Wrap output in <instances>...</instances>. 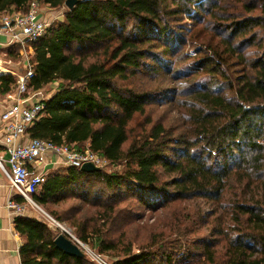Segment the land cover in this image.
<instances>
[{"label": "trees", "instance_id": "trees-1", "mask_svg": "<svg viewBox=\"0 0 264 264\" xmlns=\"http://www.w3.org/2000/svg\"><path fill=\"white\" fill-rule=\"evenodd\" d=\"M31 1L0 0V17L28 11ZM36 1L66 7V0ZM185 17L199 21L204 42L182 54L187 70H174L164 59L173 56L175 41L183 43ZM91 45L102 47L81 56ZM31 47L32 88L57 82V90L44 100L30 135L78 150L87 145L110 164H124L112 172L75 166L48 172L34 195L38 203H58L71 192L90 202L82 189L94 179L105 192H128L131 200H91L98 206L93 215L71 216L83 241L91 236L100 251H118L113 264H156L158 257L159 264H179L182 253L196 264H264V0H79ZM11 48L7 53L18 58V46ZM148 58L162 65L149 72ZM140 75L153 82L135 86ZM166 75L182 82H156L166 83ZM15 84L13 74H1L0 94ZM167 93L178 118L153 121L147 106ZM174 199L185 204L168 229L156 228L153 242L140 245L154 251L134 253L131 243L110 238L123 215L129 225L140 216L137 206L169 208ZM15 226L26 238L23 264H94L60 250L59 233L41 219L19 215Z\"/></svg>", "mask_w": 264, "mask_h": 264}, {"label": "built area", "instance_id": "built-area-1", "mask_svg": "<svg viewBox=\"0 0 264 264\" xmlns=\"http://www.w3.org/2000/svg\"><path fill=\"white\" fill-rule=\"evenodd\" d=\"M48 22L40 12V3L31 1L26 12L12 10L0 17V34L7 37V43L17 45L23 54V70H10L16 79L15 88L8 93L10 101L0 114L3 123V133L0 143L4 156H0V169L8 176L14 196L7 200V207L14 215H24L27 204L38 207L34 195L41 188L47 168L61 164L80 168L82 164L91 162L102 167L107 160L87 147L78 150L66 144H56L51 141L32 137L28 128L41 115L44 100L49 96L42 87L33 89L30 81L34 76L31 63V44L38 40L47 30ZM48 215V214H47ZM63 233L76 243L82 250L88 249L83 240L77 238L67 228L63 227L52 216ZM89 250V249H88ZM100 264H113L98 256Z\"/></svg>", "mask_w": 264, "mask_h": 264}, {"label": "rangeland", "instance_id": "rangeland-1", "mask_svg": "<svg viewBox=\"0 0 264 264\" xmlns=\"http://www.w3.org/2000/svg\"><path fill=\"white\" fill-rule=\"evenodd\" d=\"M212 0H205L206 4H209V2ZM208 5L204 7V10L201 12V14H205V8H207ZM67 8L66 7H61V8H52L49 7L46 4H40V12L44 18L48 20V22H56L58 20H63L64 19V12ZM183 28L178 30L179 33L182 36L183 43L177 44L178 41H175V47H174V54L173 56H169L167 58L162 57L161 61H167L169 65L174 68V70H187L189 68V59H184L182 57L183 53H188L191 54L193 51L194 45L197 43L196 41L199 42H204L203 41V32L197 30H202L199 28V21L195 23H191L190 20H188L186 17L181 20ZM50 23V24H51ZM178 33V34H179ZM206 36V35H204ZM195 40V41H194ZM102 46L94 45V46H89L88 48H82L79 53H81V56L84 55H91L96 53L97 51L100 50ZM2 57V56H0ZM18 59V58H17ZM4 57L2 60V63L0 62L3 67L7 69L6 72L10 73V70H13L14 67L16 66V63L14 62H5ZM173 60L170 64V61ZM148 66L145 64V70L151 71V68L153 67H160L162 63H155L152 61V59L148 58L146 59ZM15 66H13V65ZM9 70V71H8ZM167 82H163L162 80L156 81L157 83L163 84L164 87L167 86V84H172L173 86H176L179 84L180 80L174 79V77H170L172 81H169V76L166 75ZM147 82H153L147 75H140L139 77H135L132 80V84L135 86H139V84L142 83H147ZM47 90H52L53 89V84L51 85H46ZM162 99H158V101H152L148 106L146 110V115L151 116L153 121L157 120H163L166 124H170L174 121L175 118H178V113L177 109H173L174 104L168 102V98L172 96V93H167L161 95ZM0 108L1 110L5 108L6 105H8V102L4 100H0ZM4 105V106H3ZM3 111V110H2ZM145 115V116H146ZM144 117H142V120ZM124 164H110L109 162H106L101 169H104L108 172H112L115 170H123ZM96 179L94 181H90L89 184H85L83 186V190H86L88 195H89V201L90 202H82V200L78 196H73L72 192L69 193L67 197H65L64 200H61V202L58 203H49L47 206H44L42 204H38L41 209L38 207L32 206L27 204V210H29L27 213L36 215L39 219L47 222L55 231L58 233L61 232L62 229L59 228L56 222H54L48 215L51 216L49 212L52 210L57 212L59 216H61L63 219L62 220H57L55 217H53L55 220H57L63 227L67 228L72 234H74L75 237L79 238V234L76 230V227L72 224V215L74 216H79L80 220L83 218L93 215L95 213V209L98 208V206L95 204H91V200H95L98 203L102 202L104 200H114V198H119L120 196L127 198L125 201L131 200V197H129L128 192H126L123 189V194H120L119 191H113V192H105L104 190V185L100 182H96ZM77 192H80L77 191ZM102 192V194H101ZM99 195V196H98ZM103 195V196H101ZM129 197V198H128ZM176 199L171 201L172 206L167 208L168 204L167 203L163 208L161 207L155 208V209H150L148 206H143L139 205L136 208H138L137 212L140 214V216L134 215L133 214V223L128 224V220L125 219L127 215H123L122 218L118 219L116 221V224L113 225L111 232H110V238L115 239L116 241L119 240L121 242V246L125 245L128 246V243L132 244V251L134 253L140 251V245L143 244V246H148L150 243L153 242V231L157 228V231L160 232L162 230V227H164L166 230L167 225L169 224L170 221H172V217L174 215V212L180 207H182L185 203L184 202H179ZM200 202H203L204 209L208 210L209 205L206 204L204 201L199 200ZM124 203V202H123ZM123 203H120L119 206H122ZM76 206H81V210L77 213H75V207ZM188 209L193 208V204L187 206ZM48 214V215H47ZM201 231H198L197 234H200ZM90 239L85 242L87 245L88 249H84L85 256L87 260L94 264H100V261L98 260V256L100 255L102 258L106 259L108 262L113 263L117 258V253L118 251L112 250V251H106L102 252L99 250L97 246L93 244V241L91 240V236L89 237ZM81 239V238H80ZM209 238H206L208 240ZM82 240V239H81ZM159 242V241H158ZM122 248V247H120ZM155 248L157 247H145L144 249L141 250H151L154 251ZM202 247H199V250L202 251ZM184 253L181 254V260L179 264H196L197 259L195 257H188L187 255H183ZM156 264H159V257L158 261H156Z\"/></svg>", "mask_w": 264, "mask_h": 264}, {"label": "crops", "instance_id": "crops-1", "mask_svg": "<svg viewBox=\"0 0 264 264\" xmlns=\"http://www.w3.org/2000/svg\"><path fill=\"white\" fill-rule=\"evenodd\" d=\"M11 47L12 45L7 43V37L3 34H0V56H2L0 57V62L2 63L3 57L5 59L4 61L7 63L9 61L11 63L12 62L16 63L17 60V63L15 64L16 66L12 64L13 66H15L13 70L17 72L22 71L24 67L22 51L18 47V55H17L18 59H17V57H13L12 55H9L7 53L11 51L12 49ZM5 73H9V72L6 71L0 72V75ZM44 88L46 89V86H44ZM56 90H57V82H54L53 89L50 91L47 90L48 95L50 96V94L54 93ZM7 95L8 94L5 95L0 94V100H4L5 102L7 101L9 103L10 101L7 99ZM2 110L0 108V114ZM2 133H3V123L0 119V139ZM85 147L88 146L86 145ZM4 155L6 154H4L3 146L0 143V156H4ZM61 167H65V166L61 164H57L52 167L49 166L47 168V173ZM11 197H16V196H14L12 192L8 176L0 169V264H23L22 257L20 254V249L24 244L26 238L24 235H22L17 231L15 226V217L14 215H12V213L7 207V200ZM16 199L18 200L19 198L16 197ZM28 211L29 210H27L23 216L38 218L36 215L27 213Z\"/></svg>", "mask_w": 264, "mask_h": 264}, {"label": "water", "instance_id": "water-1", "mask_svg": "<svg viewBox=\"0 0 264 264\" xmlns=\"http://www.w3.org/2000/svg\"><path fill=\"white\" fill-rule=\"evenodd\" d=\"M78 1L79 0H66L65 6L69 9H71L75 6V4ZM80 169L83 171L91 172V171L100 170L101 168L98 166H95L91 162H87V163L82 164ZM54 243L60 250H62L63 252H65L68 255H71L74 257H84L85 256L84 251L76 243H74L70 238H68L63 233H59L55 237Z\"/></svg>", "mask_w": 264, "mask_h": 264}]
</instances>
